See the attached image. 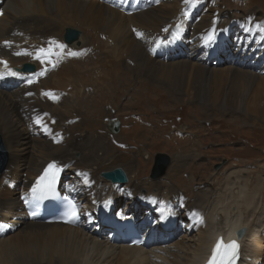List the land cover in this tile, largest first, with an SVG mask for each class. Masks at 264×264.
<instances>
[{
  "label": "bare ground",
  "instance_id": "bare-ground-1",
  "mask_svg": "<svg viewBox=\"0 0 264 264\" xmlns=\"http://www.w3.org/2000/svg\"><path fill=\"white\" fill-rule=\"evenodd\" d=\"M168 2L177 4V9L188 0H167L166 3ZM150 11L151 9L129 17L100 2L93 3V0H7L4 13L0 16V60H6L8 66L0 64V77L3 76L4 70H13L15 66L21 68L23 63H28L27 58L34 59L37 54L39 58L34 60L43 66L35 77H32L36 78L35 83H21L14 90H0V133H3L10 149L8 168L4 174H0V223L6 225L0 234V243H8L9 234L19 233L18 243L9 250L13 264H42L44 254H47L48 263H56L58 260L61 264H206L219 236L225 237L226 241H238L240 256L237 264H264V178L259 183L261 179L258 176L255 186L247 183L245 190L240 188L236 195L235 185L238 184L236 180L240 178V173L233 172L226 178L225 192L214 191V184L212 188L201 187V196L194 194V203L198 201L200 204L191 205L185 200L187 191L166 180L144 181V184L147 183L145 185L135 180L134 185L128 175L129 182L124 185L128 192L123 193L119 189L112 191L114 186L103 180L100 173L119 166L124 160L138 158L137 153L115 157L103 137L91 139L82 137L79 133L78 128L85 125L84 121L87 119L81 107L74 105L72 99L65 98V89L61 86L71 85L68 88L72 87L73 93L74 90L78 92L79 85L76 84L75 74L79 72L76 68L68 66L74 56L70 53H76L77 48L88 47V37L82 35L79 46L66 45L65 49H58L53 45L58 39V27L66 22L71 24L74 18L88 26L96 25L95 30L107 37V44L109 40L114 43L110 45L112 51H120V55L127 56V59L133 54V44L147 33H151V25L153 28V25L159 24L163 27L161 31L166 32L167 25L173 24V21L184 13V10L165 12L159 9L158 14ZM159 12L169 18L158 16ZM201 12L204 13L203 8L199 11ZM244 17L257 21L247 25L264 29V17L258 15L255 10ZM228 19L225 12L219 9L206 15L202 22L198 19H187L188 22L183 27L193 33L191 38L181 39V47L185 53L191 54L195 44L200 49L201 34L216 23L228 28ZM229 31L232 29L229 28ZM138 32L142 35L138 36ZM163 34L150 36V45L153 46ZM236 35L245 37L239 30ZM62 37L64 38L63 34ZM62 37L58 40H62ZM44 39L50 40L45 48L49 49L47 52L41 51L42 49H25ZM122 50H125V53H121ZM135 52L143 61L146 60L145 67H151L150 71L160 79H165L167 84H172L177 89L186 86L188 92L191 90L193 99L203 98L205 91L206 98L203 103L206 104V110H216L222 115H229L231 121L242 120L246 124V99L255 89L256 110L253 113L257 118L262 116L259 103L263 100L264 78L259 77L258 73L229 66L228 69L223 68L222 73L218 69L195 63L194 60H186L183 56L175 60L176 53L171 56L158 53L157 57H153L149 53L147 56ZM261 54L264 58V52ZM111 57L118 63L117 57ZM215 58L223 57L218 53ZM163 59L170 61L172 68L164 67L160 63ZM255 62L264 68V60ZM57 69L60 74L71 78L68 82L70 85L52 79L57 74ZM41 72L43 75H40ZM152 76L156 78L155 75ZM2 83L15 85L12 77L5 78ZM179 92L177 90L178 94ZM113 109L117 108L111 106V110ZM115 124V121H110L104 128L107 132H114ZM1 146V151L6 154V146L0 135ZM195 153L197 152L191 154L193 158L200 155ZM76 154L79 155L78 158ZM187 160L190 159L177 161L182 166ZM50 162H57L67 168L63 182L61 179V190L65 198L75 199L80 204V220L75 226L74 223L65 226L60 221L53 224L42 220L38 222L39 217H36L37 220H30L25 212V202ZM181 166L178 171H182L184 166ZM188 180L189 184L194 183L193 177ZM109 193L113 194L109 200L112 217L119 214L123 217L126 212L127 215L138 218L130 219L138 223L139 229L145 233V238L153 231L148 237L151 239L147 243L148 249L144 248L145 246H131L127 242H111L106 238L111 231L105 233L101 223L93 222L91 211L95 205H101L102 199ZM254 198L256 204L251 206ZM84 203L87 205L82 207ZM151 208H154L153 212L149 210ZM154 213L164 218L165 224L172 229L160 242L156 241L161 237L155 235L159 236L162 227L159 224L147 223L148 219L152 222L156 220ZM112 228L117 233L115 228ZM240 230H245L241 236ZM194 231L196 233L191 235ZM0 263L3 264L1 256Z\"/></svg>",
  "mask_w": 264,
  "mask_h": 264
},
{
  "label": "rangeland",
  "instance_id": "rangeland-1",
  "mask_svg": "<svg viewBox=\"0 0 264 264\" xmlns=\"http://www.w3.org/2000/svg\"><path fill=\"white\" fill-rule=\"evenodd\" d=\"M166 1H157L150 12L158 14L159 9L165 12L167 10L170 12L184 10V13L180 14L173 21L172 30L169 32L172 35V40L161 41L164 44L161 52L165 56L178 53L174 54L175 60L182 57V54H180L181 43L178 42L184 38H191L192 30L183 27L188 22L187 19L191 21L198 19L199 22H202L205 20L206 15L219 9L225 12L227 18L234 17V20L232 19L233 23L237 28H240L235 19L249 15L252 10H255L258 15L264 17V0H188L184 5L178 6L177 9V4L166 3ZM6 2L7 0H3L0 3V10L2 11H0V16L4 13ZM95 2H100L107 7L110 6V8L121 12V14L131 17L121 7L113 3L109 4L107 0H93V3ZM187 3L189 5L184 7ZM198 6L203 8L204 13H199V16L194 19L192 12ZM158 16L165 19L169 18V16L160 14V12ZM157 25H153V28L151 25V33H147L146 36L139 38L136 44H133V54L127 59H125L127 56L120 55V51H112L110 45H114V43L112 40H109V44H107V37L105 38V35L95 30L96 25L91 24V26H88L81 23L78 18H74L71 24L66 22L64 25L58 27L56 33L58 39L62 37V34L63 36L64 33L66 34L69 27L79 30L82 35L88 37V46H92L93 48V50L85 52L82 58L73 60V56L71 62H69L68 66L73 67V69L76 68L77 72H79L75 74L77 81L75 82L79 85L78 92L74 90L73 93L72 87L68 88L71 86L68 83L71 78L68 75L60 74L59 68L57 69V74L52 77L53 80L56 79L54 80L55 82L61 80L62 83L65 82L70 85L68 87L61 86L65 89V98L72 99L75 102L74 105L77 104V107L82 108L84 117L87 120L84 121L85 125H81L83 128H78L80 130L79 133L82 137L86 136L91 139L103 137L111 154L116 155L115 157L126 153V155H135L137 153L136 156H138V158L134 157L133 159L124 160L119 166L107 169L104 172L121 167L128 173L130 181H134V185L135 180L142 185L147 184H144V181L161 182L166 180L173 182V184L178 185L185 192L187 191L184 196L185 200L187 199L186 202L190 205L200 204L198 201L194 203V194L196 193L195 195L201 196V192L199 191L201 187L212 188L214 184V191L221 190L225 192L227 188L226 178L233 172L240 173V178L236 180L238 184L235 185V188H237V190L235 189L237 191L236 195L239 193L240 188H244L245 190L247 183L255 186L257 184L255 179L258 176L261 179L259 183H261L262 178H264V95L262 102L259 103L261 106L260 114L262 116L258 118L253 113L256 110L254 106L255 89L247 96L244 108V115L247 117L244 119L246 124L242 120L231 121L229 115H222L220 112L218 114L216 110H206V104L203 103L206 98L205 91L203 98L193 99L191 90L189 91L191 92L190 94L186 86L177 89L174 85L170 84V86L167 84L165 79H160L154 72L150 71L151 67L146 68L144 65L146 60L143 61V58L138 57L135 52L138 51L147 56L149 53L151 56L157 57L158 51L149 43L150 36H159L164 33V31H161L163 27L159 24ZM215 27L219 28V25L216 23L208 30L210 31ZM153 31L155 32L153 33ZM56 42V45L60 47V41ZM203 43L208 47L211 45L207 36L203 37ZM193 49V53L189 55L185 53L183 56L186 60H194L193 62L204 66L208 65L207 67L218 69L222 73L224 69H228V66L248 69L246 66L247 62L243 60L235 62L226 52L220 53L218 51L222 55V59H213L210 62H206L207 56L203 52L196 50V47ZM244 49L254 50V47L249 44L244 45ZM68 50L74 52L71 48H68ZM121 53H125V50H122ZM196 53L205 58V60H198L199 58L195 55ZM111 56L117 57L118 63H115ZM214 56L215 54H213ZM33 61L32 57L27 58V62ZM55 61L53 62L54 64L56 63ZM218 61L221 64L215 66V63ZM160 63L164 67L172 68V64L168 60L163 59ZM128 65L131 66L129 67ZM259 69L261 68H255L254 72L261 74L259 77L264 78V73H260ZM152 75H155L156 78L158 77L157 80ZM17 77L21 83H30L34 79L32 78L34 76L18 75ZM230 80L233 79L230 78ZM152 82L154 84L156 82L157 84L154 85ZM177 90L183 93L180 94L179 92L178 94ZM73 94L75 95L73 96ZM111 106L117 109L111 110ZM74 116H72L73 119ZM72 117L70 116V119ZM110 121H115L116 124H119L118 133L106 131L104 126L109 125ZM0 135L6 146V156L9 165L10 149L6 145V138L3 133H0ZM193 150L197 152L195 154L200 155L193 158L191 156L192 153L194 154ZM159 153L168 155L171 159V164L165 176L155 180L152 172L155 156ZM76 155V158H78L79 155ZM178 159L190 160H187L186 164L182 165L184 167H182L177 161ZM180 166L183 168L182 171H178V167ZM172 176L174 177L173 179ZM190 177L194 179L193 184L188 183ZM178 194L183 195L181 192H178ZM255 204L254 198L251 206H255ZM195 233L194 231L191 235ZM18 235L19 233H11L7 236L8 243H0V256L3 264H13L9 250L18 243ZM42 264L61 263L58 260H56V263H48L47 254H44Z\"/></svg>",
  "mask_w": 264,
  "mask_h": 264
},
{
  "label": "snow or ice",
  "instance_id": "snow-or-ice-1",
  "mask_svg": "<svg viewBox=\"0 0 264 264\" xmlns=\"http://www.w3.org/2000/svg\"><path fill=\"white\" fill-rule=\"evenodd\" d=\"M137 35L141 36L142 34L138 32ZM60 47L62 48L63 46L61 45ZM70 54L76 55V53ZM40 75H43V72H41ZM54 168V165H49L48 169L45 170L44 175L41 176L38 179L37 184L33 186L32 198L34 200H43L47 198L49 194H55L54 185L56 183L57 173L53 171ZM32 215H35V212H33ZM76 215L75 207L73 206L69 212V216L72 218L70 222H74ZM238 248L239 246L235 241L230 242L227 245H225L222 240L218 241L213 249L212 256L209 259L208 264H235V260L238 257Z\"/></svg>",
  "mask_w": 264,
  "mask_h": 264
},
{
  "label": "water",
  "instance_id": "water-1",
  "mask_svg": "<svg viewBox=\"0 0 264 264\" xmlns=\"http://www.w3.org/2000/svg\"><path fill=\"white\" fill-rule=\"evenodd\" d=\"M82 33L79 30L68 28L66 31V34L64 36L65 41L73 45L74 44H79V39L81 37ZM79 46V45H78ZM27 72H33V68H25L24 69ZM119 128L117 127L114 132H118ZM3 146L0 147V171L5 168V166L8 163L7 156L4 154V152L1 151ZM171 164V159L168 155L166 154H157L155 156V164L152 172V176L154 179H159L163 176H165L167 169L169 168ZM101 177L103 180L108 181L112 184H118V185H126L129 182L128 175L125 172L124 169L121 167L115 168L110 171L103 172L101 174ZM245 230H240V236L244 234Z\"/></svg>",
  "mask_w": 264,
  "mask_h": 264
}]
</instances>
